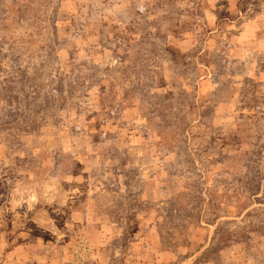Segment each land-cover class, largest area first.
I'll use <instances>...</instances> for the list:
<instances>
[{
  "label": "rangeland",
  "instance_id": "obj_1",
  "mask_svg": "<svg viewBox=\"0 0 264 264\" xmlns=\"http://www.w3.org/2000/svg\"><path fill=\"white\" fill-rule=\"evenodd\" d=\"M0 264H264V0H0Z\"/></svg>",
  "mask_w": 264,
  "mask_h": 264
}]
</instances>
